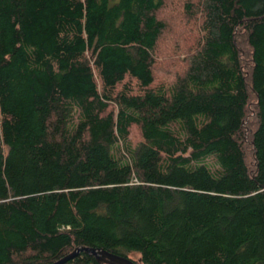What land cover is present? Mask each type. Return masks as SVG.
<instances>
[{"label": "trees", "instance_id": "obj_1", "mask_svg": "<svg viewBox=\"0 0 264 264\" xmlns=\"http://www.w3.org/2000/svg\"><path fill=\"white\" fill-rule=\"evenodd\" d=\"M162 5L0 0V264H264V0L188 5L156 81Z\"/></svg>", "mask_w": 264, "mask_h": 264}, {"label": "rangeland", "instance_id": "obj_2", "mask_svg": "<svg viewBox=\"0 0 264 264\" xmlns=\"http://www.w3.org/2000/svg\"><path fill=\"white\" fill-rule=\"evenodd\" d=\"M198 0H163V5L157 12L158 18L165 22L164 30L160 36L154 54V76L156 81L170 80L181 71L183 59L188 51L195 46L198 37V24L200 18L189 10L194 11ZM130 139L133 144L140 141L138 127L130 128ZM130 257L138 259V254L132 253Z\"/></svg>", "mask_w": 264, "mask_h": 264}, {"label": "water", "instance_id": "obj_3", "mask_svg": "<svg viewBox=\"0 0 264 264\" xmlns=\"http://www.w3.org/2000/svg\"><path fill=\"white\" fill-rule=\"evenodd\" d=\"M80 252H84L89 256L94 257V259L100 264H136L135 260L130 257H126L123 255L111 253L107 250L102 248H94V247H87V246H79L73 249L67 255L61 257L60 259L47 263V264H64L68 260L73 259L77 256Z\"/></svg>", "mask_w": 264, "mask_h": 264}]
</instances>
